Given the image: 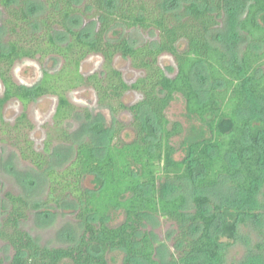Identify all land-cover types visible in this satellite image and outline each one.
<instances>
[{
    "label": "trees",
    "instance_id": "trees-1",
    "mask_svg": "<svg viewBox=\"0 0 264 264\" xmlns=\"http://www.w3.org/2000/svg\"><path fill=\"white\" fill-rule=\"evenodd\" d=\"M231 1L245 8L239 27L250 40L238 64L209 38ZM37 2L44 9L39 18L34 17ZM0 4L8 10L4 27L11 36L5 47L0 41V79L5 85L0 129L7 125L3 108L10 99H19L26 109L33 100L53 94L58 97L54 129L61 144L69 145L72 134L63 123L76 106L68 93L81 86L93 87L99 103L113 112L126 108L135 116L132 139L122 136L126 126L115 120L102 156L94 141L85 139L75 145L71 161L62 169L50 167L52 132L41 152L23 131L32 127L25 111L14 126L3 128L8 136L15 132L11 142L21 157L46 176L48 192L43 203L61 207L74 202L83 224L74 245L37 244L21 226L29 216L30 202L21 194L7 192L9 207L0 222V239L14 250L10 264H110L107 253L114 248L124 249L122 264H136V260L161 264L152 234L143 230L148 215L164 216L178 225L173 264H217L222 246L214 228L222 221L225 226L245 222L241 211L224 208L206 194L195 195L188 211L187 197H167L161 183L190 180L207 190L225 182L249 197L264 188V122L244 113L252 101L264 104V0H0ZM84 16L94 18L93 28H72ZM119 25L157 30L159 40L137 46L127 37L109 39L110 31ZM164 53L177 63L173 77L159 63ZM38 54L60 56L64 64L57 72H45L34 88L16 83L10 73L16 61ZM92 54L104 57L102 75L85 76L81 71L83 60ZM116 54L130 58L143 74L129 84L112 64ZM200 66L210 82L206 97L193 81ZM130 90L142 98L127 105L121 98ZM177 94L185 98L188 114L210 132L192 141L187 156L180 160L174 157L177 149L172 138L183 126L171 128L167 116ZM144 107L151 122L143 120ZM86 116L90 119L91 113ZM96 127L97 123L90 129ZM114 210L125 214L116 226L109 224Z\"/></svg>",
    "mask_w": 264,
    "mask_h": 264
},
{
    "label": "rangeland",
    "instance_id": "rangeland-1",
    "mask_svg": "<svg viewBox=\"0 0 264 264\" xmlns=\"http://www.w3.org/2000/svg\"><path fill=\"white\" fill-rule=\"evenodd\" d=\"M40 3L34 12V17L39 18L44 14ZM244 9L237 1H231L224 14L220 16L219 24L210 32L209 38L212 44L221 47L229 56L232 63H239L241 54L249 44V38L239 27V21L244 15ZM8 10L0 4V41L5 47L10 39L4 25ZM94 18L89 16L80 17L74 21L72 28L90 30L93 28ZM93 21V22H92ZM98 24V23H97ZM96 26V25H95ZM98 26V25H97ZM127 37L131 45H141L146 42L156 43L159 40V32L154 29H142L139 27L126 28L115 26L108 34L109 39ZM67 39V38H66ZM66 41V40H65ZM63 41V42H65ZM185 45H182V48ZM260 49V46H257ZM160 65L167 74L173 77L177 72V63L171 54L164 53L159 57ZM104 57L101 54H92L83 60L81 71L85 76L104 72ZM64 64V59L57 55H47L35 58H23L17 61L12 69L11 75L17 83L33 84L38 82L44 70L57 71ZM113 66L122 72L123 78L131 84L136 81L143 72L134 68L130 58L116 54L113 59ZM195 87L202 97H206L210 82L207 79L204 67H199L193 74ZM4 92L3 82L0 81V96ZM69 99L76 106V112L67 119L63 126L72 134V141L67 146L58 139L54 129V113L58 104V97L53 94L45 95L39 100L30 103L26 108L30 129L24 128L29 138L34 140L38 151H44V142L52 132L55 139L53 142V155L50 167L62 169L74 155V147L77 143L91 139L96 144L97 154L102 156L105 153L108 137L115 120L125 124L122 136L126 139L134 137L133 122L134 113L126 108H120L113 112L109 107L101 105L96 90L91 86H81L68 93ZM140 93L134 90L127 91L121 100L127 104H136L141 100ZM23 105L16 99L11 100L5 107V124L14 125L17 117L23 112ZM86 112L91 113L87 119ZM245 115L261 119L264 122V104L260 101H252ZM167 116L170 120V127L177 124L183 126V131L172 138V144L176 147L174 157L178 160L187 156L188 145L199 138L207 136L209 128L202 124L196 117L188 114L185 98L177 94L167 109ZM142 117L144 121L151 122V114L147 108H143ZM98 125L95 131L90 127ZM3 125V128H7ZM30 125V126H31ZM103 126L107 129L99 131ZM0 129V222L5 217L9 203L6 200V193L11 191L15 194H22L31 204L28 218L23 221L22 227L27 230L37 244L44 246H69L77 243L81 231L82 221L78 218V207L74 202L67 201L61 207L47 206L43 203L48 192L46 176L35 169L33 164L24 160L17 153L13 145L14 133L8 136ZM3 138L7 139L6 142ZM7 162L5 168L4 163ZM14 166V172L9 166ZM16 172V173H15ZM90 179V178H89ZM91 180V179H90ZM90 180L86 182L90 183ZM161 188L167 197L177 194H184L187 197V210H192L193 197L199 194L209 195L214 201L225 207H235L240 210L245 222L237 226H225L221 222L214 228V235L221 243V254L217 258V264H264V188L259 187L254 196H242L228 183H221L219 186L207 190L195 187L190 180L166 181L161 183ZM125 214L122 210H114L110 215L109 224L116 226L124 220ZM231 218V217H230ZM233 219V218H232ZM178 225L164 216H146L143 230L150 232L156 242V258L161 264H173L172 252L175 251V235ZM14 254L13 248L0 239V264H10ZM126 253L122 248L110 249L107 259L110 264H122ZM136 264H148L143 260H136Z\"/></svg>",
    "mask_w": 264,
    "mask_h": 264
},
{
    "label": "flooded vegetation",
    "instance_id": "flooded-vegetation-1",
    "mask_svg": "<svg viewBox=\"0 0 264 264\" xmlns=\"http://www.w3.org/2000/svg\"><path fill=\"white\" fill-rule=\"evenodd\" d=\"M21 60V59H20ZM19 61V60H18ZM17 62V61H16ZM58 71V70H57ZM57 71H54V72H57ZM45 72H50V73H54L53 71H49V70H44L43 71V74H42V76H41V78L39 79V81L37 82H34L33 84H25V83H18V84H20V85H23V86H26V87H28V88H34L37 84H39L40 83V81L42 80V78H43V75H44V73ZM0 81L1 82H3L1 79H0ZM15 81V80H14ZM16 82V81H15ZM17 83V82H16ZM3 85H4V83H3ZM4 93H5V85H4V92H3V94L0 96V97H2L3 95H4ZM45 96V95H44ZM43 97V96H42ZM42 97H40V98H42ZM40 98H38V99H35V100H33L31 103H33V102H35V101H37V100H39ZM13 99H16L17 101H19L22 105H23V108H24V110H23V112L25 111L26 112V109H25V106H24V104L19 100V99H17V98H12V99H10L9 101H7L6 103H5V105H4V108H3V117H4V120H6V117H5V107L7 106V104L11 101V100H13ZM58 105V104H57ZM56 109H57V107H56ZM56 109H55V112H56ZM22 112V113H23ZM22 113L17 117V119H16V121L14 122V125L19 121V118H20V116L22 115ZM54 115H55V113H54ZM14 125H12V126H14ZM6 139V138H5ZM47 139H48V137H47ZM47 139L45 140V142H44V151L43 152H45V147H46V141H47ZM32 140V139H31ZM33 141V145H34V148L37 150V148L35 147V144H34V140H32ZM6 142V141H5ZM54 142V141H53ZM63 146V145H62ZM64 146H67V145H64ZM63 146V147H64ZM54 147V146H53ZM65 148V147H64ZM17 153H19V155H20V157H21V154H20V152H19V150L17 149ZM54 151V150H53ZM22 158V157H21ZM23 159V158H22ZM72 159V158H71ZM71 161V160H70ZM69 161V162H70ZM7 162H5L4 163V165H5V168L7 167ZM1 166V165H0ZM10 167V169H12L13 170V172L15 171L14 170V166H9ZM1 169V168H0ZM16 173V172H15ZM9 192V191H8ZM11 192V191H10ZM22 195V194H21ZM7 200V199H6ZM8 202V201H7Z\"/></svg>",
    "mask_w": 264,
    "mask_h": 264
}]
</instances>
